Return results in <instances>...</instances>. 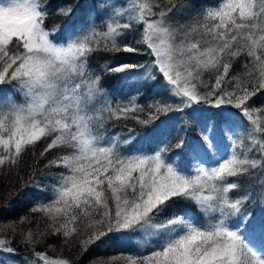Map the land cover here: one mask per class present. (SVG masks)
<instances>
[{
	"label": "snow or ice",
	"instance_id": "1",
	"mask_svg": "<svg viewBox=\"0 0 264 264\" xmlns=\"http://www.w3.org/2000/svg\"><path fill=\"white\" fill-rule=\"evenodd\" d=\"M49 7L48 0H0V168L18 167L41 141L40 157L62 153L44 164L57 169L46 173L50 191L29 180L19 193L36 197L37 227H21L29 216L0 224V254L14 259L18 237L28 255L17 264H73L38 246L58 237L83 255L143 234L154 238L150 252L98 255L89 264H264V106L253 101L264 95V0L199 7L194 0H98L63 37L59 26L46 27ZM71 13L70 6L57 10ZM129 32L138 33L135 43ZM97 53L110 54L99 73L89 66ZM105 77L137 94L154 85L146 118L137 96L115 100ZM171 112L183 113V123L200 115V140L174 145L190 153L189 165L165 156L170 130L155 121ZM127 119L146 129L139 138L155 144L151 152H123L135 134L120 140L101 131ZM217 134L229 141L227 154ZM245 181L259 190H245ZM181 203L207 220L177 211ZM248 204L260 206L259 214Z\"/></svg>",
	"mask_w": 264,
	"mask_h": 264
},
{
	"label": "trees",
	"instance_id": "2",
	"mask_svg": "<svg viewBox=\"0 0 264 264\" xmlns=\"http://www.w3.org/2000/svg\"><path fill=\"white\" fill-rule=\"evenodd\" d=\"M91 1L92 5L98 4V0H48L50 5L48 11L49 15L46 21V27L52 29L56 26H59L60 31L56 33L58 37H63L66 33V30L69 29V26L73 23V17L79 15V11L83 9L84 3ZM197 6L202 5H214L217 3V0H194ZM71 7L72 13L69 16L58 15L57 10L61 7ZM81 23V21H80ZM99 23V21H98ZM129 40L132 43H135V40L138 38V33L129 32ZM110 54L97 53L90 58V69L99 73L102 66L106 63H109ZM234 72L241 71V64L237 62L233 67ZM103 86L106 87L115 100H126L129 95L137 96V102L145 108V113H139L138 115L141 118H146V113L148 111L147 105L151 103V97L155 95L158 89L154 85H148L142 87L139 93H136L134 86H127L122 82H116L110 77H105L103 80ZM132 82H129L131 84ZM11 88V85L5 86ZM16 99L19 101L22 98L17 95ZM256 107L264 106V95H257L253 97ZM253 101H249L252 103ZM232 112H236V109H231ZM210 115L209 112L203 113V116L206 117ZM182 117L184 114L181 112H171L167 115H161L158 120L155 121L156 124H159L161 120L167 121L166 127L170 130L168 135V140L170 142V149L165 156L170 158V162L174 165H179L181 162L185 165H189L192 161L190 153L184 149H177L174 145L180 139H185L188 142L192 140H200V130L201 123L200 115H197V119L185 118L187 123L182 122ZM239 121H242V117L237 118ZM223 125L221 124V127ZM106 129V131H105ZM105 129H101L104 132L105 136L115 134L116 137H119L120 140L126 139L130 134H135L137 136V141H133L132 144H121V151L127 152L131 149L133 152H151L155 147V144L149 139H140L139 134L145 131L141 125L137 124L134 120H110L105 125ZM132 130V133H130ZM219 131V130H218ZM179 133V135H178ZM217 140L220 146V151L227 154L228 152V143L227 139H220L217 134ZM201 143L204 141L201 140ZM44 147V142H39L35 147V152H27L23 157V162L18 167H13L10 170L0 168V224H8L11 222H18L20 217L29 216L31 223L27 225H21V227L35 229L38 223V217L41 216L40 213H30V208L33 204L36 203V197L34 195H20L25 191L24 184L26 181L34 180L35 183L41 185L43 188H47L50 191L53 180L51 176L46 175V173H55L57 169H45L44 164L47 163L50 159H55L57 156L62 153L53 149L45 157H40L39 153ZM208 162L212 161V154H209L207 158ZM245 190H256L258 191V185L253 182L245 181L244 183ZM28 191L36 192V189H28ZM48 193H43L47 195ZM252 212L259 214L260 206L248 204L246 205ZM184 209H189L190 214H194L201 221H206L207 217L203 213L199 212L197 207L194 204H185L181 203L177 211H182ZM40 227H44V221H39ZM8 235H11L8 233ZM18 237L13 242V246L18 249L17 255L14 259L9 258L8 260L13 261L17 264L22 257H26L28 253L21 250V246L18 243ZM154 242L153 240H147L143 234H136L132 241L128 245L109 247L107 249H90L89 252L80 255L78 246H73L71 248L65 246L60 238L50 237L45 244L39 245L38 250L47 251L48 254L52 257H63L73 261V264H89V261L98 255L113 256L119 255L121 252L127 254L129 252L136 253L137 251L144 254L152 250L151 245ZM141 244H147L148 246L141 248ZM51 245L52 247H48ZM259 247V246H258ZM264 251V250H262ZM7 255V254H2ZM8 256V255H7Z\"/></svg>",
	"mask_w": 264,
	"mask_h": 264
},
{
	"label": "rangeland",
	"instance_id": "3",
	"mask_svg": "<svg viewBox=\"0 0 264 264\" xmlns=\"http://www.w3.org/2000/svg\"><path fill=\"white\" fill-rule=\"evenodd\" d=\"M110 2H111V3H115V2H117V0H110ZM97 5H98V4H97ZM91 6H92L91 1H88V2L84 3V7H83V9H81V10L79 11V15H77L76 17H73V18H75V19H73V23L69 26V29L66 30V32H67V31H70V30L72 29L73 26H77V25H79V24H80V21H82L83 19L86 18L87 13L89 12ZM98 10H99V14H100V15H103V9L100 8V9H98ZM8 257H9V256H7V255H2V254H0V262H3V264H16V263H14L13 261L8 260Z\"/></svg>",
	"mask_w": 264,
	"mask_h": 264
}]
</instances>
